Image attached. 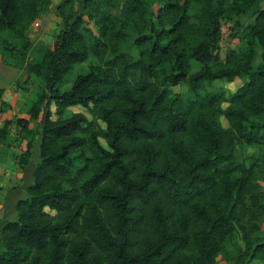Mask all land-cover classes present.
<instances>
[{
	"label": "trees",
	"instance_id": "trees-1",
	"mask_svg": "<svg viewBox=\"0 0 264 264\" xmlns=\"http://www.w3.org/2000/svg\"><path fill=\"white\" fill-rule=\"evenodd\" d=\"M82 1L78 15L75 0H60L61 30L25 67L43 92L30 119L16 123L23 139L32 137L29 147L41 137V159L17 220L2 230L0 264L264 259V0ZM52 4L0 0L3 64L19 50L4 34L27 48ZM248 13L252 24H236L244 48L222 60V20ZM236 80L242 86L232 93L208 89ZM182 83L188 92L173 94ZM76 106L92 118L67 115ZM249 148L263 152L239 155ZM29 158L28 150L23 163Z\"/></svg>",
	"mask_w": 264,
	"mask_h": 264
},
{
	"label": "rangeland",
	"instance_id": "rangeland-1",
	"mask_svg": "<svg viewBox=\"0 0 264 264\" xmlns=\"http://www.w3.org/2000/svg\"><path fill=\"white\" fill-rule=\"evenodd\" d=\"M82 2V0H75V10L78 15L83 9ZM59 3L60 0H53L50 11L46 15L42 16V18L33 25L30 31V36L32 39L31 44L30 46L28 45L27 48L24 47L23 44L19 43L17 39H14L10 33L4 34L3 38L18 46L19 50L16 54L11 56L12 60L10 65L3 64V58L0 56V70L3 71V75L0 74V87L16 85L18 89L24 92V97L28 95V97L30 96L31 99H34L35 94L43 92V84L40 81L35 78H31L30 80L27 79L25 67L28 63H34L40 60L42 54L54 43L57 34L61 30L62 20L56 15V7ZM261 5L264 7V2ZM119 12L120 8H115L113 10L115 15H118ZM254 20L255 17L252 13L242 16L233 14L230 17L224 18L222 20V38L217 52L222 60L226 58L230 51L244 48V43L238 37L239 27L236 24H239L240 27H243L252 24ZM89 26L91 29H96L92 23ZM0 47H3L1 46V42ZM89 64L90 62H86L84 64L77 65L74 71L67 77L65 83L60 86L61 90H70L76 77L78 75L85 74L88 71ZM241 86L242 82L240 80H236L234 83L217 81L212 83L208 89L211 90L212 88H222L229 93H232ZM172 92L173 94H186L188 92V86L182 83L176 87H173ZM78 112L84 113L87 115V117L92 118V115L83 107L70 109L68 110L67 115ZM56 118L57 116L54 117V119ZM223 125L225 127L229 126V123L225 118H223ZM102 144L105 145L104 142H102ZM262 152L257 149L249 148L247 152L243 153L240 151L239 155L244 156L245 158L249 157V155L259 156ZM261 184L264 186V180L261 182ZM261 229L264 231V219L261 224ZM229 249L232 250L233 248L230 247ZM223 261L225 260L219 258L218 264ZM251 264H264V259L258 258Z\"/></svg>",
	"mask_w": 264,
	"mask_h": 264
},
{
	"label": "crops",
	"instance_id": "crops-1",
	"mask_svg": "<svg viewBox=\"0 0 264 264\" xmlns=\"http://www.w3.org/2000/svg\"><path fill=\"white\" fill-rule=\"evenodd\" d=\"M0 70V74L3 75ZM11 72V71H10ZM3 94L0 99L6 103L7 109L0 110V131L8 125L7 145H0V241L2 230L8 222L16 221L18 218L17 205L21 200L29 198L27 189L34 182V171L41 159V137L37 136L31 147L29 142L32 137L23 139L20 136L21 128L15 122L17 119L29 120L27 114L29 107L35 101L28 95L24 97V92L13 86L0 87ZM80 106L71 107L78 108ZM53 109H55L53 107ZM55 111V110H53ZM30 151L28 163H23L22 155ZM24 159V157H23ZM220 264H227L225 261Z\"/></svg>",
	"mask_w": 264,
	"mask_h": 264
}]
</instances>
